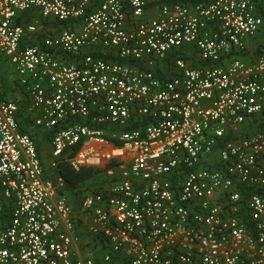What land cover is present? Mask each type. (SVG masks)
Returning a JSON list of instances; mask_svg holds the SVG:
<instances>
[{"label":"built area","instance_id":"obj_1","mask_svg":"<svg viewBox=\"0 0 264 264\" xmlns=\"http://www.w3.org/2000/svg\"><path fill=\"white\" fill-rule=\"evenodd\" d=\"M262 26L264 0H0V264H96L83 235L101 262L264 264ZM38 127L104 176L75 212Z\"/></svg>","mask_w":264,"mask_h":264},{"label":"trees","instance_id":"obj_2","mask_svg":"<svg viewBox=\"0 0 264 264\" xmlns=\"http://www.w3.org/2000/svg\"><path fill=\"white\" fill-rule=\"evenodd\" d=\"M57 24L64 25V22H43V30L51 31L53 26ZM43 35L45 32L40 31ZM49 33V32H47ZM35 35V34H34ZM40 37H34L32 34L26 36V41L30 44L36 43ZM264 39V26L260 28L258 33L256 34L254 41L263 40ZM172 59V57H171ZM0 83L4 88L10 90V87L7 85L5 80L0 79ZM259 124L264 123V116L257 120ZM50 133V131H46L40 127L35 130V141L37 143V147L39 149L40 145H42V141L47 137L46 135ZM232 136H236L235 133ZM40 150V149H39ZM99 170L92 166H81L78 169H74L69 162L63 156L56 159V166L54 169H51L49 165L43 164V176L45 178L52 179L53 181L57 176H60L63 179V185L59 188V191L65 193L70 201L72 202L74 207H79L81 201L83 199V195L88 190H96L100 185L103 184L105 180L99 179ZM92 258L95 260L96 264H126L124 258H120L117 255H113V259L110 262H101L97 255V252H92Z\"/></svg>","mask_w":264,"mask_h":264},{"label":"crops","instance_id":"obj_3","mask_svg":"<svg viewBox=\"0 0 264 264\" xmlns=\"http://www.w3.org/2000/svg\"><path fill=\"white\" fill-rule=\"evenodd\" d=\"M98 0H94V2H97ZM47 23H48V21H46ZM50 22H53V21H50ZM43 24V22L38 26L39 28H43L42 25ZM36 37V36H35ZM1 63V62H0ZM0 79H3V80H5V82H7V85L8 86H10V88H11V82H12V80H13V78H11L10 77V75L9 74H0ZM40 149H41V158H42V164H46V165H49V167L51 168V169H54V167L56 166H51L50 165V158H49V155H48V151H49V146H48V144L46 143V142H44V141H42V145H40ZM45 156H47L48 157V161H46L45 160ZM58 177H60V176H57L56 177V179L58 178ZM104 178V176L102 175V174H100L99 173V179L101 180V179H103ZM55 179V180H56ZM54 180V181H55ZM62 185H63V182H62ZM61 185V186H62ZM60 186V187H61ZM59 187V188H60ZM59 188H58V191H59ZM60 192V191H59ZM60 193H62V192H60ZM63 195H65L66 196V198H67V200L69 201V203H70V205L72 206V208H73V210H74V212L75 211H77V209L80 207H74L73 206V204H72V202L70 201V199H69V197L65 194V193H62ZM80 229H81V232H84V229H85V224H84V222L82 221V223L80 224V227H79ZM82 236V235H81ZM80 236V237H81ZM94 243H92V240H90L86 235H83L81 238H80V240H79V242H78V246L76 247V249H77V251L79 252V254H81V255H88V254H91L92 253V251L90 250L91 248H92V245H93Z\"/></svg>","mask_w":264,"mask_h":264},{"label":"rangeland","instance_id":"obj_4","mask_svg":"<svg viewBox=\"0 0 264 264\" xmlns=\"http://www.w3.org/2000/svg\"><path fill=\"white\" fill-rule=\"evenodd\" d=\"M0 74H9L11 78H15V74L13 72L12 66L8 64L5 60L0 59ZM46 161H48V157H44Z\"/></svg>","mask_w":264,"mask_h":264}]
</instances>
